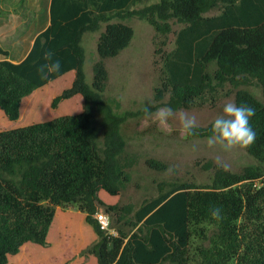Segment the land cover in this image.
Wrapping results in <instances>:
<instances>
[{"label":"trees","instance_id":"16d2710c","mask_svg":"<svg viewBox=\"0 0 264 264\" xmlns=\"http://www.w3.org/2000/svg\"><path fill=\"white\" fill-rule=\"evenodd\" d=\"M140 1L52 0L51 24L22 62L0 48V111L8 120L0 123V264H264V100L241 89L256 82L264 98V0H160L137 13L166 37L171 21L186 26L166 54L156 102L169 97L173 111L191 110L215 103L230 84L235 103L255 110L256 139L246 151L261 166L232 173L208 164L210 185L176 183L135 210L122 204V183L130 181L119 167L126 119L103 98L106 61L131 46L135 30L106 26L91 85L81 39L98 17ZM47 52L61 70L44 78ZM25 102L30 110L22 113ZM210 135L211 124L188 136ZM99 213L118 236L102 228Z\"/></svg>","mask_w":264,"mask_h":264},{"label":"rangeland","instance_id":"374dc122","mask_svg":"<svg viewBox=\"0 0 264 264\" xmlns=\"http://www.w3.org/2000/svg\"><path fill=\"white\" fill-rule=\"evenodd\" d=\"M159 2L160 0H141L122 14L111 13L98 17L97 28L84 32L81 39L85 53L86 81L91 85L94 65L99 61L98 40L106 26L123 22L135 30L131 46L119 57L106 61L110 78L103 95L104 101L112 106L114 113L126 119L122 125L126 146L119 157V167L129 176L130 181L122 183V204L131 205L135 210L167 191L173 184L210 185L214 168H205L208 164L223 166L232 173H240L246 167L261 166L246 149L233 148L225 151L220 146L210 148L208 138H189L181 132V114L195 117L197 127H208L221 114L225 103H235L237 90L230 84L219 90L215 103H206L191 110L174 111L175 115L165 125H160L154 117L147 115L148 112L155 113L169 101L167 97L163 102L157 103L155 89L161 87L167 72L166 56L176 51L178 36L186 27L171 21L172 32L166 37L158 34L154 27L137 14ZM30 7L32 8L30 0H0V48L9 53V60L13 62L23 60L32 44L27 40L28 18L33 14ZM214 15L217 12L209 13L207 17ZM23 20L26 24H23ZM164 40L165 46L162 45ZM4 59V56H0V60ZM241 89L249 90L256 98L264 100L262 89L256 82ZM26 107L25 102L22 113L26 111ZM29 110L27 107V111ZM38 111H41V106ZM6 121L8 122L0 111V123ZM96 122L100 124V119ZM150 160L165 163L167 170L160 172L151 169L147 164ZM261 168L264 170V165ZM68 210L77 212L78 208L71 204Z\"/></svg>","mask_w":264,"mask_h":264},{"label":"clouds","instance_id":"9594fccd","mask_svg":"<svg viewBox=\"0 0 264 264\" xmlns=\"http://www.w3.org/2000/svg\"><path fill=\"white\" fill-rule=\"evenodd\" d=\"M43 64L39 72L44 78L49 74L58 73L61 70L59 60L53 59V53H45ZM149 117H154L160 125H165L175 113L169 106H164L156 110L155 113L148 112ZM255 115V110L247 105H237L234 102L225 103L221 114H219L211 124V135L207 139V144L211 148L220 146L223 150L229 151L233 148L246 149L251 146L256 139V132L250 126V119ZM181 132L192 135L197 122L195 117L186 113L179 116ZM219 209H215L213 214L219 215Z\"/></svg>","mask_w":264,"mask_h":264},{"label":"crops","instance_id":"0c3cea01","mask_svg":"<svg viewBox=\"0 0 264 264\" xmlns=\"http://www.w3.org/2000/svg\"><path fill=\"white\" fill-rule=\"evenodd\" d=\"M34 1H36V2H34ZM30 3L32 4V8L30 7L29 10L33 11L32 12L33 14H32L31 18H28L29 22L27 23V26H29V28L27 30L28 31L27 34L29 35V37L27 40L30 41L32 44H31V47H30L29 52L27 53L26 57L30 53L38 35H40L42 32H44L51 24L50 10H51L52 0H30ZM39 13H41V15ZM0 20H1V18H0ZM24 22L25 21L23 20V24H26ZM7 33L8 32H6V34ZM23 60H21L19 62H14V63H20ZM0 61H2V60H0Z\"/></svg>","mask_w":264,"mask_h":264},{"label":"built area","instance_id":"2783aa9c","mask_svg":"<svg viewBox=\"0 0 264 264\" xmlns=\"http://www.w3.org/2000/svg\"><path fill=\"white\" fill-rule=\"evenodd\" d=\"M260 183L257 182L256 186H258ZM96 219L99 221L101 224L102 228L106 230L109 235L111 236H118V232L111 227V219L108 215L105 213H99L96 215Z\"/></svg>","mask_w":264,"mask_h":264}]
</instances>
